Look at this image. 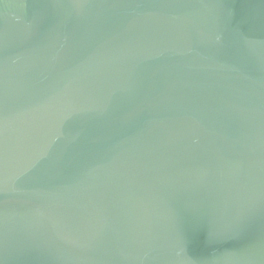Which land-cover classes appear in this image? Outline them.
I'll return each instance as SVG.
<instances>
[{"label": "water", "instance_id": "water-1", "mask_svg": "<svg viewBox=\"0 0 264 264\" xmlns=\"http://www.w3.org/2000/svg\"><path fill=\"white\" fill-rule=\"evenodd\" d=\"M0 264H264V0H0Z\"/></svg>", "mask_w": 264, "mask_h": 264}]
</instances>
